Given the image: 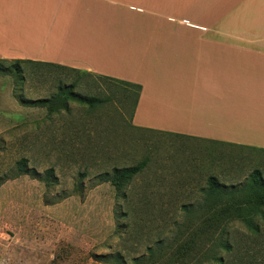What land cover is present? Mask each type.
<instances>
[{"label":"rangeland","instance_id":"1","mask_svg":"<svg viewBox=\"0 0 264 264\" xmlns=\"http://www.w3.org/2000/svg\"><path fill=\"white\" fill-rule=\"evenodd\" d=\"M10 65L0 71V264H93L90 255L115 252L132 264L157 247L159 259L175 253L161 264H219L206 263L210 252L220 264H264V216L257 233L231 222L224 249L199 209L209 176L238 187L259 170L264 180V152L134 129L135 88L37 63L21 64L16 77ZM69 89L105 101L68 100L65 110L23 103ZM21 160L27 172L18 175ZM143 161L121 191L102 182ZM48 169L55 183L43 180Z\"/></svg>","mask_w":264,"mask_h":264},{"label":"crops","instance_id":"2","mask_svg":"<svg viewBox=\"0 0 264 264\" xmlns=\"http://www.w3.org/2000/svg\"><path fill=\"white\" fill-rule=\"evenodd\" d=\"M0 59L140 86L134 129L264 152V0H0Z\"/></svg>","mask_w":264,"mask_h":264},{"label":"trees","instance_id":"3","mask_svg":"<svg viewBox=\"0 0 264 264\" xmlns=\"http://www.w3.org/2000/svg\"><path fill=\"white\" fill-rule=\"evenodd\" d=\"M5 63H11L10 67L13 73L16 74V77H20V65L34 62L24 60L6 61L0 59V71L6 69L3 67ZM11 68H8V71H11ZM114 81L136 89V104L138 93L141 89L140 86L119 82L117 80ZM68 100L76 101L88 105L89 107L102 104L105 101L100 98L75 94L69 89L65 90V92L60 91L54 99L28 100L26 102L23 101V103H28L30 107H46L48 110H53L56 106H60L61 109L65 110L67 109ZM144 167L145 161L131 167L115 168L111 176L108 174L102 176V182H109L116 191H121ZM26 172V161L21 160L19 162L18 175L26 174ZM43 180L47 184H52V182L55 183L52 169H48L44 172ZM204 196L203 204L199 206V209L201 210V216L204 218L206 217V223L204 225L206 228V235L209 239L217 241L220 248H229L227 227L231 222L239 221L243 223L250 232H258L259 227L255 219L257 216H264V180L259 170L252 172L247 181L242 186L238 187L225 186L221 184L216 177L209 176L206 180V191L204 192ZM122 198H126V195H122ZM188 210H190L189 206H184V211L186 212H191L192 209L190 211ZM119 217H122V215H116V219ZM159 250H163V247H157L156 249L148 248L147 257L140 256L131 258L130 262L132 264H161L163 261L173 262L175 253H172L167 258L164 257L163 259H159ZM90 259L93 264H126L125 258L121 252L102 256L90 255ZM209 262H217L220 264L222 260L210 252L209 255L206 253V263ZM178 264H181V262H178Z\"/></svg>","mask_w":264,"mask_h":264}]
</instances>
